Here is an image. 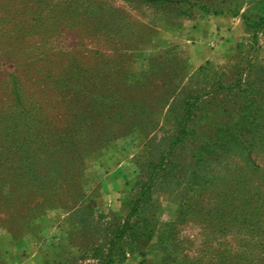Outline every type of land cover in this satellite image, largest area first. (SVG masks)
<instances>
[{
    "label": "rangeland",
    "instance_id": "374dc122",
    "mask_svg": "<svg viewBox=\"0 0 264 264\" xmlns=\"http://www.w3.org/2000/svg\"><path fill=\"white\" fill-rule=\"evenodd\" d=\"M262 32L264 0H0V264H264Z\"/></svg>",
    "mask_w": 264,
    "mask_h": 264
},
{
    "label": "crops",
    "instance_id": "0c3cea01",
    "mask_svg": "<svg viewBox=\"0 0 264 264\" xmlns=\"http://www.w3.org/2000/svg\"><path fill=\"white\" fill-rule=\"evenodd\" d=\"M236 17L233 16H224V17H218L214 18L211 17L209 19H198L196 21L190 22V27L187 30L188 31V38L189 40H185V43H189L187 45V49L190 53V58L192 62L195 64L200 63L203 60H216L220 58L221 56L231 52L233 48H236V46L239 43V40L241 38H238L233 30L228 31L229 29L227 28L228 26L226 24L223 25V27L218 26L219 30L218 32H221L223 34V38H221V34L216 38L215 35H212V30H216L215 26H212L213 29L211 28L209 33L211 34L210 39H213L217 44L215 45V50H203L202 46H206L208 40H206L207 36V29H205V24L206 23H228L230 20H236ZM179 31V30H178ZM181 31V30H180ZM179 31V32H180ZM207 31V32H205ZM178 32V33H179ZM217 32V31H216ZM260 39L264 41V32L260 34ZM192 40H194V44H192ZM183 42V41H182ZM212 44V42H211Z\"/></svg>",
    "mask_w": 264,
    "mask_h": 264
}]
</instances>
